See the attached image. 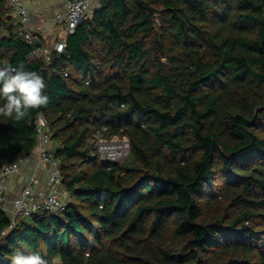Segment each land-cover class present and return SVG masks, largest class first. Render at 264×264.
<instances>
[{
    "label": "trees",
    "instance_id": "obj_1",
    "mask_svg": "<svg viewBox=\"0 0 264 264\" xmlns=\"http://www.w3.org/2000/svg\"><path fill=\"white\" fill-rule=\"evenodd\" d=\"M32 50L0 0V66L49 97L0 117V170L43 113L69 195L12 229L0 204V264H264V0H98L63 53ZM99 134L128 157L103 160Z\"/></svg>",
    "mask_w": 264,
    "mask_h": 264
},
{
    "label": "built area",
    "instance_id": "obj_2",
    "mask_svg": "<svg viewBox=\"0 0 264 264\" xmlns=\"http://www.w3.org/2000/svg\"><path fill=\"white\" fill-rule=\"evenodd\" d=\"M92 1L94 0H64L63 9L55 14L54 21L56 26H63L65 38L51 43L32 28L30 12L24 2L8 0V5L17 20L21 33L27 43L33 46L29 59H42L50 62L53 53H63L66 49V38L74 33L78 24L87 15ZM35 127L37 162L29 174L24 177L14 195L9 187L10 179L22 172L23 164L30 162L32 155H21L15 161L5 164L0 170V204L10 218V229L25 217L43 212L60 215L66 210L65 195L67 192L63 189L60 163L54 153L53 132L44 114L37 115ZM115 139L118 138L107 139L99 134L90 139V143L98 150L103 160L112 162L118 161L121 157L115 150ZM127 146L129 147L128 141ZM42 172L47 174L44 188L39 186V177Z\"/></svg>",
    "mask_w": 264,
    "mask_h": 264
},
{
    "label": "clouds",
    "instance_id": "obj_3",
    "mask_svg": "<svg viewBox=\"0 0 264 264\" xmlns=\"http://www.w3.org/2000/svg\"><path fill=\"white\" fill-rule=\"evenodd\" d=\"M45 89L46 83L39 73L24 71L22 66L15 68L8 63L0 66V99L4 101L0 105V117L20 121L29 114V110L46 107L49 97L45 94ZM3 235H8V232ZM11 264L47 262L39 255H24L17 251L11 258Z\"/></svg>",
    "mask_w": 264,
    "mask_h": 264
},
{
    "label": "crops",
    "instance_id": "obj_4",
    "mask_svg": "<svg viewBox=\"0 0 264 264\" xmlns=\"http://www.w3.org/2000/svg\"><path fill=\"white\" fill-rule=\"evenodd\" d=\"M27 6L31 16L32 28L41 33L44 38L51 43L58 40L55 34L59 27L56 26L54 16L63 9L64 0H22ZM98 6V0L91 2L89 11L93 12ZM88 11V12H89ZM88 14V13H87ZM36 152L32 153L30 162H25L20 174L14 175L9 182V187L14 195L19 188L24 177L34 168L36 164ZM47 179L46 173H41L39 177V186L44 188Z\"/></svg>",
    "mask_w": 264,
    "mask_h": 264
},
{
    "label": "rangeland",
    "instance_id": "obj_5",
    "mask_svg": "<svg viewBox=\"0 0 264 264\" xmlns=\"http://www.w3.org/2000/svg\"><path fill=\"white\" fill-rule=\"evenodd\" d=\"M91 11L88 12V15H91ZM59 29L56 32L55 36H58V39H63L65 38V34L63 33V26L62 25H58ZM115 147H116V152L119 153V155L121 156L118 160H123L125 158L128 157L129 155V147L127 146V141L124 140H119V139H115V143H114ZM66 196V201L69 199V195H65ZM25 221H30L31 217H25L24 218Z\"/></svg>",
    "mask_w": 264,
    "mask_h": 264
},
{
    "label": "water",
    "instance_id": "obj_6",
    "mask_svg": "<svg viewBox=\"0 0 264 264\" xmlns=\"http://www.w3.org/2000/svg\"><path fill=\"white\" fill-rule=\"evenodd\" d=\"M46 71H47V70L45 69V70H44V73H46Z\"/></svg>",
    "mask_w": 264,
    "mask_h": 264
}]
</instances>
